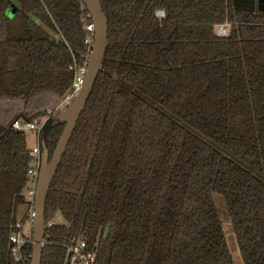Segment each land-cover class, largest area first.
I'll return each mask as SVG.
<instances>
[{
  "label": "trees",
  "instance_id": "obj_1",
  "mask_svg": "<svg viewBox=\"0 0 264 264\" xmlns=\"http://www.w3.org/2000/svg\"><path fill=\"white\" fill-rule=\"evenodd\" d=\"M100 3L102 69L45 203V222L68 227L45 229L41 264H60L74 234L98 264H233L214 194L243 264H264V13L232 0ZM90 24L81 0H0V264H30L9 241L30 150L11 124L55 109L40 135L51 157Z\"/></svg>",
  "mask_w": 264,
  "mask_h": 264
},
{
  "label": "water",
  "instance_id": "obj_2",
  "mask_svg": "<svg viewBox=\"0 0 264 264\" xmlns=\"http://www.w3.org/2000/svg\"><path fill=\"white\" fill-rule=\"evenodd\" d=\"M81 2L91 18L93 41L87 57L83 83L71 102L53 119V126L64 125V128L51 157L47 148L41 143V166L34 196L30 264H41L47 195L78 120L85 109L96 79L102 69L108 45V21L103 13L100 0H81ZM233 3L236 9H240L237 0H233ZM258 10L264 11L260 8ZM109 231L110 227L106 229L105 238L109 235Z\"/></svg>",
  "mask_w": 264,
  "mask_h": 264
},
{
  "label": "built area",
  "instance_id": "obj_3",
  "mask_svg": "<svg viewBox=\"0 0 264 264\" xmlns=\"http://www.w3.org/2000/svg\"><path fill=\"white\" fill-rule=\"evenodd\" d=\"M159 17L163 16V13H157ZM227 23H223L218 25L216 28L217 35L219 37H225L227 34ZM85 29L90 32V37L86 40V43L90 46L93 41V27L92 24L85 27ZM86 71V65L81 68L77 76L75 77L71 92L66 96L64 102L61 104L59 108L62 107L64 109L66 107L65 104H69L71 100L77 94L81 84L84 80V75ZM65 106V107H63ZM55 109H48L45 114H43L38 123L15 120L11 124L12 129L22 132H32L35 135V146H33L29 152V168L27 170L28 182L26 189L24 191L25 200L27 203L26 215L22 220L18 221L15 225V229L13 233L9 236V241L12 245L11 247V255L16 262L25 263L26 259H30V256H23L22 249L26 244H31V240L28 239L29 231L32 227L33 221V212H34V196L37 185V179L39 176L40 166H41V139L40 135L43 127L47 122L53 118L55 114ZM54 217L50 219L48 222H45V229L52 228L54 226H63L68 227V224L59 216L57 217L58 222L56 223ZM63 220V221H61ZM27 225V228L30 229L24 230V226ZM47 243L43 241V247ZM62 248V258L60 264H98L96 254L87 248V244L83 237L80 234L72 235L67 242L62 244H58Z\"/></svg>",
  "mask_w": 264,
  "mask_h": 264
},
{
  "label": "rangeland",
  "instance_id": "obj_4",
  "mask_svg": "<svg viewBox=\"0 0 264 264\" xmlns=\"http://www.w3.org/2000/svg\"><path fill=\"white\" fill-rule=\"evenodd\" d=\"M158 13L161 14V12H158ZM25 136H26V144L29 147V149H31L33 146H35V135L32 132H26ZM213 199H214V203L217 208L220 220L222 222L225 239H226V242H227L231 257H232L233 264H243L241 256H240V252L238 250V247H237V244H236L233 232H232L230 220L226 212L224 201L220 196L216 194L213 195ZM26 210H27V206H22L18 209L17 215H18L19 221L22 220L23 217L26 215ZM57 217L59 216L57 215L54 217V219H56L55 220L56 223L58 222ZM30 227L27 228V225H25L23 229L28 231Z\"/></svg>",
  "mask_w": 264,
  "mask_h": 264
},
{
  "label": "flooded vegetation",
  "instance_id": "obj_5",
  "mask_svg": "<svg viewBox=\"0 0 264 264\" xmlns=\"http://www.w3.org/2000/svg\"><path fill=\"white\" fill-rule=\"evenodd\" d=\"M233 1V0H232ZM238 1V7L244 11H251V12H260L264 13V0H237Z\"/></svg>",
  "mask_w": 264,
  "mask_h": 264
}]
</instances>
